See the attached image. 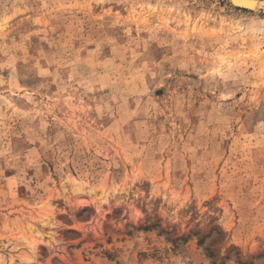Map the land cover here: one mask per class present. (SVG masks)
Masks as SVG:
<instances>
[{
    "label": "rangeland",
    "instance_id": "obj_1",
    "mask_svg": "<svg viewBox=\"0 0 264 264\" xmlns=\"http://www.w3.org/2000/svg\"><path fill=\"white\" fill-rule=\"evenodd\" d=\"M245 1L0 0V264H264Z\"/></svg>",
    "mask_w": 264,
    "mask_h": 264
},
{
    "label": "bare ground",
    "instance_id": "obj_2",
    "mask_svg": "<svg viewBox=\"0 0 264 264\" xmlns=\"http://www.w3.org/2000/svg\"><path fill=\"white\" fill-rule=\"evenodd\" d=\"M234 1V0H233ZM235 1H237V2H240V3H242V2H245V3H247L248 5H250L249 7H247V8H250V9H252L253 7H254V2H252V1H245V0H235ZM250 3V4H249ZM246 6V5H245ZM244 7V6H243Z\"/></svg>",
    "mask_w": 264,
    "mask_h": 264
}]
</instances>
